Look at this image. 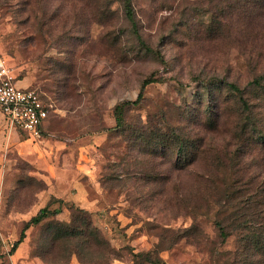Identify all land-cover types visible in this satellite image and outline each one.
I'll return each instance as SVG.
<instances>
[{
  "label": "rangeland",
  "instance_id": "rangeland-1",
  "mask_svg": "<svg viewBox=\"0 0 264 264\" xmlns=\"http://www.w3.org/2000/svg\"><path fill=\"white\" fill-rule=\"evenodd\" d=\"M123 3L0 0V58L45 100L42 135L91 169L82 207L0 149V263L264 264V0H132L152 51ZM147 78L116 129V106ZM48 205L61 213L13 251ZM244 216L253 228H238Z\"/></svg>",
  "mask_w": 264,
  "mask_h": 264
},
{
  "label": "crops",
  "instance_id": "crops-1",
  "mask_svg": "<svg viewBox=\"0 0 264 264\" xmlns=\"http://www.w3.org/2000/svg\"><path fill=\"white\" fill-rule=\"evenodd\" d=\"M16 78L19 87L33 89L31 77ZM0 118V149L10 148L31 162L38 174L49 183V193L53 197L74 201L82 207L89 204L90 199L85 196L87 190L81 178L91 169L76 151L74 143L61 142L48 135H42L39 140L30 139L24 132L12 128L1 111ZM48 121L44 122L42 133L44 127L50 126Z\"/></svg>",
  "mask_w": 264,
  "mask_h": 264
},
{
  "label": "built area",
  "instance_id": "built-area-1",
  "mask_svg": "<svg viewBox=\"0 0 264 264\" xmlns=\"http://www.w3.org/2000/svg\"><path fill=\"white\" fill-rule=\"evenodd\" d=\"M0 111L10 126L30 139L42 137V126L48 120V106L35 89L18 86L17 78L7 62L0 58Z\"/></svg>",
  "mask_w": 264,
  "mask_h": 264
},
{
  "label": "trees",
  "instance_id": "trees-1",
  "mask_svg": "<svg viewBox=\"0 0 264 264\" xmlns=\"http://www.w3.org/2000/svg\"><path fill=\"white\" fill-rule=\"evenodd\" d=\"M124 13H125V17L126 19L130 22L131 27H132V33L135 36V38L137 39V41L139 42L140 45H142L144 48H146V50L148 51H152L151 48L144 42V40L142 39V36L138 30V26L136 23V19H135V13H134V8H133V4H132V0H124ZM157 82L156 79L154 78H147L143 81L142 86H141V91L140 94L138 96V98L133 101V102H123L120 103L119 105L116 106L114 113H115V119H116V129H122L124 130L126 128V119H125V113L127 111L128 108H131L132 106H137L139 104L142 103L143 101V94L147 88L148 85ZM219 83H221V80L218 81ZM255 84H259L258 81L254 82ZM228 87L231 89V91L238 93L239 95L242 94V91L236 87L234 84H227ZM241 100H243V97H241ZM245 104V102L243 103ZM246 105V104H245ZM140 136H143L142 134H139ZM261 141L264 144V136L261 137ZM160 143V147H165L163 145V143L165 144V142H159ZM62 202V201H61ZM63 203V202H62ZM79 212H83V210H77ZM59 213H61V209H56V210H51L50 209V205L42 208L35 216H33L24 226V229L22 231V235L20 240L16 243V245L13 247V251L16 249V246L22 242V240L25 237V233L26 231L34 226H38L40 225L43 221L49 219L50 217L54 216V215H58ZM254 221L252 218L250 217H245L244 219L240 222H237L238 228L239 229H249V228H253L254 227ZM218 225L220 226L221 224L218 223ZM50 226H53V231L56 232V230L58 232L67 234L68 230H69V226L67 224L64 223H60V222H55L53 224H50ZM235 227V225H233ZM221 228V227H220ZM96 231V230H95ZM251 231H253V229H251ZM97 232V231H96ZM256 233V234H255ZM254 238L256 241H258L259 243H261L262 241H264V236L261 233H257L256 231H253ZM0 264H4V263H0Z\"/></svg>",
  "mask_w": 264,
  "mask_h": 264
}]
</instances>
